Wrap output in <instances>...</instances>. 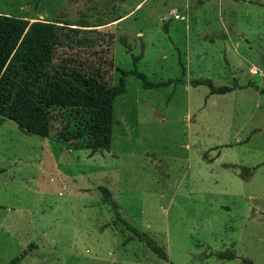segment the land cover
Returning a JSON list of instances; mask_svg holds the SVG:
<instances>
[{
    "label": "rangeland",
    "instance_id": "rangeland-1",
    "mask_svg": "<svg viewBox=\"0 0 264 264\" xmlns=\"http://www.w3.org/2000/svg\"><path fill=\"white\" fill-rule=\"evenodd\" d=\"M0 14L55 25L56 68L186 81L127 75L110 151L4 119L0 264H264V0H0ZM203 33L217 47L189 42ZM198 78L241 89L211 95ZM100 187L167 262L114 222Z\"/></svg>",
    "mask_w": 264,
    "mask_h": 264
},
{
    "label": "trees",
    "instance_id": "trees-1",
    "mask_svg": "<svg viewBox=\"0 0 264 264\" xmlns=\"http://www.w3.org/2000/svg\"><path fill=\"white\" fill-rule=\"evenodd\" d=\"M57 33L51 23L34 22L0 14V125L13 121L21 132L53 140L61 145L90 149L92 153L110 151L115 99L125 93V77L138 78L144 89L186 84L184 79L153 83L145 74L132 70L120 72L117 85H111L104 71H83L74 67L53 65L52 49ZM137 61V58H134ZM192 87L207 86L209 94H226L232 87H216L208 78L189 82ZM264 94V90L260 92ZM4 172L0 169V173ZM120 222L159 259L167 262L165 250L146 233L131 226L121 216L120 207L111 193L99 188ZM233 260L234 253H220ZM24 254L7 264H17ZM245 264H252L243 260Z\"/></svg>",
    "mask_w": 264,
    "mask_h": 264
},
{
    "label": "crops",
    "instance_id": "crops-1",
    "mask_svg": "<svg viewBox=\"0 0 264 264\" xmlns=\"http://www.w3.org/2000/svg\"><path fill=\"white\" fill-rule=\"evenodd\" d=\"M204 39H207L208 40V43H206L204 41ZM192 41L193 42L195 41L197 43L200 42V43H202L204 45H207L208 47H217V45L215 44L216 41H217V36L216 35H213L211 33H203V35H194L193 37L189 38V42L192 43ZM224 48H227V47L224 45ZM228 50H229V53H232L230 51V49H228ZM239 85H241V84H239ZM235 89H241V88H235ZM261 89L262 88H259V90H261ZM257 94H258V92H257ZM258 95L264 96V94H258ZM0 169H2V168H0ZM3 170L5 172V169H3ZM9 229H10V226L9 225L8 226H6V225L5 226H0V237L1 236H4V234H7V232L9 231Z\"/></svg>",
    "mask_w": 264,
    "mask_h": 264
},
{
    "label": "built area",
    "instance_id": "built-area-1",
    "mask_svg": "<svg viewBox=\"0 0 264 264\" xmlns=\"http://www.w3.org/2000/svg\"><path fill=\"white\" fill-rule=\"evenodd\" d=\"M177 18H178V17H177ZM253 70H254L253 73L256 74V73H257V70H255V69H253ZM263 77H264V76H263Z\"/></svg>",
    "mask_w": 264,
    "mask_h": 264
}]
</instances>
